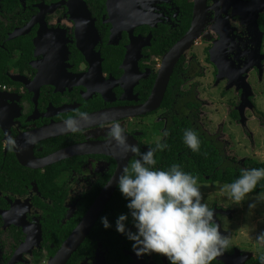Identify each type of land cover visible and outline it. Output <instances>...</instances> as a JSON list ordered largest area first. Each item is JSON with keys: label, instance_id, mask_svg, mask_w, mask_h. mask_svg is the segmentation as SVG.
Here are the masks:
<instances>
[{"label": "flooded vegetation", "instance_id": "obj_1", "mask_svg": "<svg viewBox=\"0 0 264 264\" xmlns=\"http://www.w3.org/2000/svg\"><path fill=\"white\" fill-rule=\"evenodd\" d=\"M70 118L75 133L64 128ZM113 123L142 152L167 143L156 167L179 164L201 178L231 245L212 264H258L264 247L242 225L246 202L234 205L220 187L264 161L255 155L264 142V0H0V264H61L70 251L63 264H170L136 256L116 231L129 211L117 183L82 225L136 158L109 138ZM185 129L210 155L193 154ZM5 133L16 140L11 151ZM80 227L88 232L74 238Z\"/></svg>", "mask_w": 264, "mask_h": 264}, {"label": "clouds", "instance_id": "obj_2", "mask_svg": "<svg viewBox=\"0 0 264 264\" xmlns=\"http://www.w3.org/2000/svg\"><path fill=\"white\" fill-rule=\"evenodd\" d=\"M78 117L86 120L89 114L80 112ZM64 128L73 133L79 130L71 118ZM108 135L136 157L116 179L129 211L119 214L115 221L116 231L132 242L136 256L157 253L170 264H212L230 248L229 238L221 233L215 219V209L204 202L198 178L179 164L166 169L156 167V153L168 148L166 142L157 141L142 152L139 145L128 143L120 123H113ZM4 139L9 151L16 148L13 136L5 133ZM183 142L192 152L200 151L201 140L195 130L185 129ZM262 180L264 167L241 168L234 181L220 187V194L240 206ZM257 200L264 202V195H258ZM254 207L255 203L249 204V208ZM129 216L135 231L128 227ZM100 222L105 229L112 227L107 216L100 217ZM256 240L264 247V231L257 234ZM258 264H264V252L258 256Z\"/></svg>", "mask_w": 264, "mask_h": 264}, {"label": "rangeland", "instance_id": "obj_3", "mask_svg": "<svg viewBox=\"0 0 264 264\" xmlns=\"http://www.w3.org/2000/svg\"><path fill=\"white\" fill-rule=\"evenodd\" d=\"M255 155L260 159L264 158V142H262L261 145H258L255 148ZM258 195H262V194H258ZM258 195L247 196L246 199L243 201V202H246L245 216L247 219L243 220L242 225L246 227L245 230L251 229L254 235L258 234L261 231H264V202L257 200ZM251 203H255L254 208H249V204ZM238 226L239 224H237V227ZM247 234L248 233L246 234L244 233V235H247ZM244 238L248 239L247 237H244Z\"/></svg>", "mask_w": 264, "mask_h": 264}, {"label": "water", "instance_id": "obj_4", "mask_svg": "<svg viewBox=\"0 0 264 264\" xmlns=\"http://www.w3.org/2000/svg\"><path fill=\"white\" fill-rule=\"evenodd\" d=\"M117 183V180L114 182V184L110 187V189H108L106 192L102 193L100 195V197L98 198V200L96 201V203L93 205V207L91 208L89 214L85 217L84 222H83V226L85 225V223L89 224V221H94L100 214V212L102 211V209L104 208L105 204L108 202V200L110 199L114 189H115V184ZM89 229V228H88ZM78 234H76L74 236V238L77 237V235H81V234H85L88 232V230H84L83 228H79L78 229ZM71 251L67 254L64 253L62 254V256L60 258L63 259V261H61V264L65 263V261L67 260V258L70 256Z\"/></svg>", "mask_w": 264, "mask_h": 264}, {"label": "trees", "instance_id": "obj_5", "mask_svg": "<svg viewBox=\"0 0 264 264\" xmlns=\"http://www.w3.org/2000/svg\"><path fill=\"white\" fill-rule=\"evenodd\" d=\"M208 145H206V143H203V145L201 144L200 149L206 148V152L202 153V155H210L209 149H208ZM193 154L199 155V152H193ZM202 160H205V157L201 158ZM201 164V163H200ZM206 164H209V162H206ZM261 168L264 167V161L263 162H256V163H251V168ZM240 175L239 172H237L236 176H234L233 178L230 177L229 179H224V181H226L227 183H231L232 181H234L238 176ZM198 181L201 180L200 177H197ZM258 194H262L264 195V180L260 181L257 185V187L253 190V192L249 193L248 196L250 195H258Z\"/></svg>", "mask_w": 264, "mask_h": 264}]
</instances>
